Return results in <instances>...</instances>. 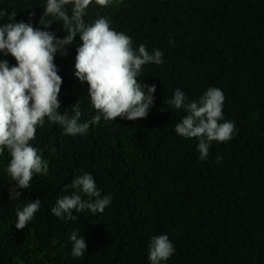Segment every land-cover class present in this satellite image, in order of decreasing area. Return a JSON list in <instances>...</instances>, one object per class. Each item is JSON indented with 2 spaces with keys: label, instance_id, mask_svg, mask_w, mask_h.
Wrapping results in <instances>:
<instances>
[{
  "label": "clouds",
  "instance_id": "9594fccd",
  "mask_svg": "<svg viewBox=\"0 0 264 264\" xmlns=\"http://www.w3.org/2000/svg\"><path fill=\"white\" fill-rule=\"evenodd\" d=\"M110 2L95 0V5L106 7ZM92 4L93 0H47L39 24L48 29L53 21H63L67 32L63 39L31 23L13 22L16 13L9 14L0 7V21L7 17V22L0 24V53L10 54L17 62L10 66L6 59H0V153L6 150L10 155L6 167L14 181L10 200L21 198V191L31 187L34 174L46 176L49 171L47 161L30 143L36 138L37 128L43 127L45 118L59 125L65 135L75 137L86 134L101 118L105 121L146 118L154 104L156 85L143 84L138 77L144 65H162L164 53L160 49L149 52L143 43L134 49L131 37L113 29L107 18L85 24L83 17ZM68 5H71V15L65 10ZM78 34L82 44L76 48L74 75L88 85L91 106L96 111L86 122H80L82 113L78 101L73 104L71 118L66 112H59L63 79L54 63L57 53L68 55V46L75 42ZM168 42L175 46L173 39ZM225 100L224 92L218 87H209L198 101L191 102L177 88L173 98L168 100L174 109L185 110L186 115L175 125L174 131L179 137L198 141L199 161L208 159L213 142L227 143L236 132L235 122L224 119ZM51 151L55 152L56 148ZM222 159L218 156L217 164ZM63 191L66 194L51 208V213L62 221L75 220L74 210L102 214L112 202L111 194L101 195L90 173L76 176ZM40 205L41 200L36 199L22 209L17 208L15 228L25 229ZM70 241L74 259L88 250L85 236H80L78 229L71 231ZM147 247L150 264H162L175 252L167 234L151 237Z\"/></svg>",
  "mask_w": 264,
  "mask_h": 264
}]
</instances>
